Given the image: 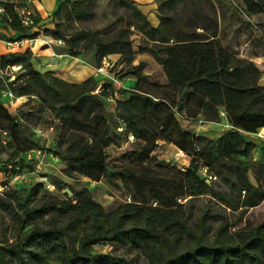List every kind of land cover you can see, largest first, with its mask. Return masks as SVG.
<instances>
[{"label": "trees", "instance_id": "1", "mask_svg": "<svg viewBox=\"0 0 264 264\" xmlns=\"http://www.w3.org/2000/svg\"><path fill=\"white\" fill-rule=\"evenodd\" d=\"M112 1L131 12V21L106 39L93 30L72 26L74 21L95 18V0H57L55 26L44 33L70 45L72 56H79L83 49L95 50L101 61L110 54L132 50L134 26L146 36L145 49L160 64L171 61L174 65L170 79L183 94L180 103L198 96L201 113L209 117H219L224 108L231 128L218 139L201 137L198 150L184 170L144 167V162L154 160L153 148L146 145L125 155L129 161L139 163L111 170L106 148L119 142L107 123L104 102L94 94L96 78L70 83L53 76V71L41 72L33 66L30 50L0 55L1 69L15 65L25 69L9 87L20 96L37 94L39 111L49 110L63 125L55 154L64 161L67 175L77 173L96 181L113 180L119 175L133 196L132 202L106 211L87 187H71L73 195L65 193L66 198L51 194L38 198L42 183L35 187L36 192L26 195L7 187L0 193V207L12 214L24 236L16 252L8 253L0 247V264H18V260L21 264H135L130 257L134 253L148 264H264V223L253 225L248 221L244 227L232 230L228 214L229 209H249L264 201V146L261 158L255 159L257 145L248 137V133L264 128V85L257 81L254 63L237 58L222 46L216 18L215 30L206 36L204 32L183 29L172 14H162L159 24L153 25L136 0ZM182 1L168 0L165 6L172 11ZM0 7L4 9L0 23L18 32L19 39L40 35V30L29 33L34 25L21 22L13 2L0 0ZM34 18L36 24L42 21L40 16ZM3 38L6 35L0 32ZM179 49L184 50H180L181 58L187 61L184 65L172 59ZM19 80L22 82L14 86ZM122 93L128 96L117 101L119 117L127 133L139 139L148 107L154 102L153 94L142 89ZM184 107L176 111L181 113ZM33 113L12 114L0 102V155L6 150L3 132L10 136L9 143L15 146L18 156L40 147L29 122ZM21 159L14 163V173L25 162ZM201 162L221 185L208 184L202 178ZM250 172L255 175V183ZM50 179L59 189L69 187L56 175ZM103 243H115L126 252L94 250Z\"/></svg>", "mask_w": 264, "mask_h": 264}, {"label": "rangeland", "instance_id": "2", "mask_svg": "<svg viewBox=\"0 0 264 264\" xmlns=\"http://www.w3.org/2000/svg\"><path fill=\"white\" fill-rule=\"evenodd\" d=\"M167 1L151 0L144 4V10L152 8L150 12L147 11L149 17L145 13L151 22H155L156 19H159L160 22L162 14H172L179 20L180 27L183 29L204 32L206 36H210L211 32L215 30L213 20L216 18L218 20L217 37L222 46L237 58L252 61L258 70L257 81L264 85V0H200L201 4L195 0H184L172 11H169L165 6ZM25 5L33 11L35 17L40 16L36 8V0H27ZM92 10L96 14L95 18L89 21H74L72 26L76 29L93 30L101 38L106 39L117 29L128 27L131 21V12L116 6L112 0H95ZM53 12L42 19L39 24L35 23L29 33L33 34L40 30L44 41L39 43L38 51L42 52L46 48H50L48 66L55 63L61 55L73 60L69 64L62 65L63 69L60 70L63 73L42 66L47 61L42 60L43 56H40V52L35 53L32 49L36 46L39 36L19 39L20 34L13 30L2 40L15 48V51L11 53H24L30 50L31 62L41 72L53 71V76L70 83H81L89 78H96L98 86L94 90V94L104 102L107 123L110 124L112 132L119 142L106 148L111 170L119 169L132 162L139 163L140 161H129L125 155L133 150H139L145 145L153 148L151 156L154 160L144 162V167L149 165L152 167L164 166L184 170L190 165L193 153L198 150L201 137L218 139L231 128L228 126L230 123L224 108L220 109L219 117H209L201 113L198 96L189 100L185 98L184 103H180L183 94L181 95L180 88L173 85L170 79V74L174 73V65L171 61L166 65L160 64L145 49L148 45L146 36L134 26H131L132 50L123 54H110L100 61L95 50L83 49L79 56H72L69 52L70 45L44 33L46 28L55 26ZM200 13L205 17L202 18ZM49 24L52 27L47 26ZM180 50L184 51L183 49L175 51L172 59L174 63L184 65L187 61L181 58ZM194 50L195 48L191 49V51ZM105 60L106 64H104ZM103 64L106 67L102 72L97 73L98 68ZM83 66L93 69L94 74L80 76L78 71ZM24 72L25 69L22 65L7 66L5 69H1L0 102L12 114L22 111L34 112V117H31L29 122L39 141L40 147L37 149L41 150V155L32 152V157H29L28 154L18 156L15 146L9 143L10 136L3 132L2 138L6 150L0 155L2 161L0 164L2 168L0 193L12 186L17 188L21 195H26L32 191L36 192L35 187L42 183L44 188L38 193V198L44 194L66 198L65 193L69 196L72 194L71 187L74 189L87 187L106 211H113L124 203L132 202L133 196L124 186L119 175L115 176L113 180L102 178L99 181L77 173L72 176L67 175L64 161L55 154L63 125L49 110L39 111L40 99L37 94L20 96L9 87L11 82L17 80L18 76ZM65 73L71 77L69 75L66 77ZM22 80L16 82L14 86L21 83ZM130 89L149 91L154 97V102L149 105L146 112L143 133L139 139L133 138L127 133L126 127L119 117L117 101L127 98L128 95L122 92ZM186 93L185 90L184 95ZM156 99L160 101H156ZM182 105H185L183 111L177 112L176 110H179ZM222 112H225L226 115H222ZM248 137L257 145L253 153L254 158L260 159L261 149L264 146V128L256 133H248ZM21 158L25 162L22 163L20 169L16 168V171L19 170V172L14 173L13 165L15 162H21ZM39 166L40 170L37 171ZM199 172L208 184L221 185V181L202 162ZM46 174H49L47 177L50 181H52L50 178L53 175L60 177L69 187L59 189L55 185V189H49L46 182L43 181V176ZM250 175L251 180L255 183L254 173L250 172ZM228 214L234 225L232 230L244 227L248 221L253 225L264 223V201L259 206L249 209L237 211L229 209ZM23 236L24 234L21 233L20 226L12 214L0 207V247L8 253L16 252L21 248ZM94 250L118 254L126 252L124 247L117 246L115 243L98 244ZM11 255L14 256L13 253ZM130 257L135 260V264H148L146 259L137 253ZM16 262L21 264L19 260Z\"/></svg>", "mask_w": 264, "mask_h": 264}, {"label": "crops", "instance_id": "3", "mask_svg": "<svg viewBox=\"0 0 264 264\" xmlns=\"http://www.w3.org/2000/svg\"><path fill=\"white\" fill-rule=\"evenodd\" d=\"M136 1H138L140 3L141 10L148 15L147 11L150 12V10L152 8H147V10H144V7H145L144 4H146L147 1H151V0H136ZM56 6H57V0H36V8H37L38 14L40 15V17L42 19H44L45 17L50 15L55 10ZM154 7H156V6H154ZM148 17H149V15H148ZM43 22H45V20H43ZM152 23H153V25H158L159 24V19L158 20L156 19V21L152 22ZM47 26L52 27L51 24H49ZM11 31H13L11 28H5L3 26V24L0 23V32H2L4 35L8 36L9 32H11ZM43 41L44 40H43L42 36L39 35L37 43H36V46L32 47V49H33V51L35 53L36 52H38V53L40 52L39 54H40V56H43L42 57L43 61H47L42 66L46 67L48 69H50V68L52 69L53 68V69H56L57 71H59L60 73H63L62 70H60V69H63L62 65L65 64V63L69 64V63L73 62V60H70V59L66 58L64 55H61L60 58L56 59L55 63H52L51 66H48L47 63H48V59L50 57L49 53L51 52L50 48H46L42 52L38 51V47H39L38 45H39V43H42ZM14 51H15V48H13L12 46H9L6 43V41L0 39V55L9 54V53L14 52ZM66 68H67V66H66ZM78 73H79L80 76L83 75V74L91 76V75L94 74V70L91 69V68L89 69L86 66H83V67H81L79 69ZM65 74H66L65 76L68 77L67 75H69V74L68 73H65ZM65 76H64V78L67 79Z\"/></svg>", "mask_w": 264, "mask_h": 264}, {"label": "built area", "instance_id": "4", "mask_svg": "<svg viewBox=\"0 0 264 264\" xmlns=\"http://www.w3.org/2000/svg\"><path fill=\"white\" fill-rule=\"evenodd\" d=\"M5 1L13 2L15 4V8L17 10V13L21 19V22L24 25L31 26V25L35 24L34 13L28 6L22 5L19 0H5ZM3 12H4L3 7H0V14ZM16 44L18 45V42H16ZM104 64H106V60H105ZM104 64H103V66L98 68L97 73L102 72L104 70V68L106 67V66H104ZM0 71H1V68H0ZM222 115L225 116L226 113L222 112ZM228 126H231V125L228 124ZM131 137H133V136H131ZM32 152H37L38 155H41V150L34 149L28 153L29 157H32ZM39 170H40V166L37 168V171H39ZM43 181L46 182L47 187L49 189H51V190L55 189V185L48 179L47 176H43Z\"/></svg>", "mask_w": 264, "mask_h": 264}, {"label": "water", "instance_id": "5", "mask_svg": "<svg viewBox=\"0 0 264 264\" xmlns=\"http://www.w3.org/2000/svg\"><path fill=\"white\" fill-rule=\"evenodd\" d=\"M71 193V192H70ZM73 195V193L71 194V196Z\"/></svg>", "mask_w": 264, "mask_h": 264}]
</instances>
